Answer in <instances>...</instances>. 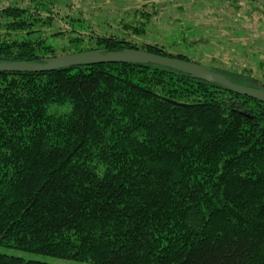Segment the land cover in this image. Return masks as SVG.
<instances>
[{
	"label": "trees",
	"instance_id": "trees-1",
	"mask_svg": "<svg viewBox=\"0 0 264 264\" xmlns=\"http://www.w3.org/2000/svg\"><path fill=\"white\" fill-rule=\"evenodd\" d=\"M55 3L0 10L1 63L57 57L44 36ZM66 18L50 37L77 52L192 62L90 31L79 49L90 28ZM0 246L93 264H264V104L152 64L0 72Z\"/></svg>",
	"mask_w": 264,
	"mask_h": 264
},
{
	"label": "rangeland",
	"instance_id": "rangeland-1",
	"mask_svg": "<svg viewBox=\"0 0 264 264\" xmlns=\"http://www.w3.org/2000/svg\"><path fill=\"white\" fill-rule=\"evenodd\" d=\"M15 4L24 7L27 0H0V10ZM53 12L55 27L45 29L44 36L57 56L77 53L68 34L50 37L53 31L67 32L66 16H76L90 28L82 32L79 49L94 46L88 40L92 33L116 37L184 56L204 68L246 73L264 85V8L246 0H56ZM0 254L50 264H93L3 246Z\"/></svg>",
	"mask_w": 264,
	"mask_h": 264
},
{
	"label": "water",
	"instance_id": "water-1",
	"mask_svg": "<svg viewBox=\"0 0 264 264\" xmlns=\"http://www.w3.org/2000/svg\"><path fill=\"white\" fill-rule=\"evenodd\" d=\"M264 7V0H250ZM152 64L193 77L213 82L238 95L246 96L264 104V88H252L232 84L225 77L196 63L165 57L142 50L125 49L120 52L85 51L44 59L41 63H1L0 72H50L54 70L99 64Z\"/></svg>",
	"mask_w": 264,
	"mask_h": 264
}]
</instances>
